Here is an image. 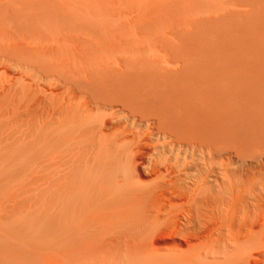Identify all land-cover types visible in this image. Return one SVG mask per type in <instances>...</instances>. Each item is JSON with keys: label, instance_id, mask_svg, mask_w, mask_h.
<instances>
[{"label": "rangeland", "instance_id": "1", "mask_svg": "<svg viewBox=\"0 0 264 264\" xmlns=\"http://www.w3.org/2000/svg\"><path fill=\"white\" fill-rule=\"evenodd\" d=\"M72 3L70 82L57 77L54 88L60 115L50 119L37 112L29 116L27 109L24 115L0 109V264H159L162 259L226 264L225 252H236L240 264H264V0ZM181 68L183 77L229 82L233 90L247 81L258 121L220 144L217 176L222 182L223 165L230 159L235 189L215 214L221 220L214 236L218 249L198 254L193 249L199 241L173 236L171 229L151 239L154 254L131 259L109 239L117 224L94 225L92 218L88 230L80 224L92 184L85 178L89 141L79 128L117 110L104 108L91 116L82 106L100 83L176 79ZM18 76L12 70L6 77ZM39 85L35 88L49 90V81ZM40 97L35 96L32 108ZM141 171L142 185L150 186L156 176ZM159 200L169 205L167 198ZM176 215L186 223L183 211Z\"/></svg>", "mask_w": 264, "mask_h": 264}, {"label": "bare ground", "instance_id": "2", "mask_svg": "<svg viewBox=\"0 0 264 264\" xmlns=\"http://www.w3.org/2000/svg\"><path fill=\"white\" fill-rule=\"evenodd\" d=\"M73 24L72 0H0L1 110L17 109L24 115L27 109L29 116L37 112L50 119L60 115L54 88L57 77L70 82ZM12 70L19 76L8 80ZM177 74L176 79L161 77L145 84L100 83L82 106L86 114L117 110L79 128L89 141L85 178L92 184L80 224L87 230L90 218L94 225L117 224L109 239L131 259L150 257L155 250L151 239L171 229L173 236L199 241L193 249L198 254L218 249L214 236L221 220L215 214L221 204L228 205L235 189L230 159L223 165V181L217 176L220 144L231 142L235 130L250 129L259 117L247 81L233 90L229 82L183 77L182 68ZM43 81H49L48 91L35 88ZM141 169L156 176L150 186L142 185ZM181 211L184 224L176 215ZM235 253L226 264L241 263ZM174 261L162 259L159 264H177Z\"/></svg>", "mask_w": 264, "mask_h": 264}]
</instances>
